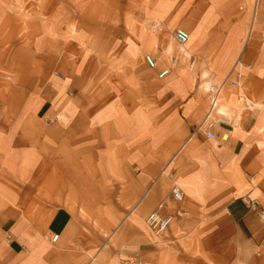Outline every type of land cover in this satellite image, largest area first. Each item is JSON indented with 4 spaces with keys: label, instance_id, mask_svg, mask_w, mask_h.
I'll return each instance as SVG.
<instances>
[{
    "label": "crops",
    "instance_id": "obj_1",
    "mask_svg": "<svg viewBox=\"0 0 264 264\" xmlns=\"http://www.w3.org/2000/svg\"><path fill=\"white\" fill-rule=\"evenodd\" d=\"M253 1L213 0L211 10L202 14L200 24L203 23L205 32L207 26L219 20H223V27L229 32L222 47L209 48L214 51L213 61L218 60L219 64L218 58L230 41L229 62L222 67L224 71L228 69L226 73L243 50ZM163 4L167 9L154 8L150 17L163 22L165 34L155 35L145 29L139 45L137 33L134 39L129 37L128 53L124 50L120 62L106 64L109 70L120 72L102 87L105 90L100 94L106 97L86 93V88L95 86L90 73L99 68V63H90L91 55L85 54L83 64L72 71L63 64L59 67L50 63L44 68L37 64V58L28 68L16 63V55H8L5 49L7 42L0 41V77L5 84L0 87V264H124L128 258H139L143 264H264V222L245 203L248 198L258 199L264 208V152L259 149H264V47L259 40L263 34L260 24L264 23V0L259 1V24L255 25V37L243 57L253 67L240 73L239 83L244 77L245 92L240 91L236 98L238 108L221 89L215 109L209 112L210 102L208 105L207 98L198 95L197 73L193 86L187 83L180 88L182 92L165 93L173 95L172 103L184 121L183 125L176 122L172 129L183 126L191 134L186 145L197 136L193 145L197 148L201 142L199 133L203 140L207 139L200 127L212 116L230 120L229 124L215 126L216 134L225 141L221 146L208 144L202 152L194 151L182 160L174 157L168 164L156 159L154 150L160 144L156 136L151 144L144 142L141 118L149 119L153 133L157 110L137 107L139 98L128 92L131 83L142 85L143 94H147L150 104H155L156 79L146 70L150 68L144 55L151 53L159 58L171 39L175 49L180 47L173 36L180 22L166 14L174 5L170 0L158 5ZM91 35L99 37L100 33ZM134 48L140 50L136 56L132 55ZM182 51L189 53L186 46ZM128 56L132 62L125 60ZM171 59L175 61L159 64V68L171 69L164 79L156 74L163 84L176 71L175 63L181 61L175 51ZM134 65L138 66L135 78L127 72ZM57 70L67 75L65 79L54 76ZM206 74L204 71L200 88L212 93L215 89L211 90L208 84L216 83L208 80ZM40 92L47 95L37 106L32 105L29 99ZM222 96L227 103L224 113L219 110ZM95 101L105 105L93 112ZM102 144L101 154L96 148ZM81 152L87 153L82 159ZM128 160L140 161L134 178L124 169ZM110 181L125 185L124 197L139 198L134 209L135 221L138 214L144 220V215L163 200L166 205L162 213L174 215L183 210L185 215L177 218L159 240L146 223L149 232L143 231L141 224L128 226L126 237L136 230L140 232L136 233V242L119 245L117 257L111 239L102 241L96 231L92 237L86 233L90 227L73 204L90 200L81 192V186L94 193L98 184ZM175 185L185 191L181 203L172 199ZM59 187H67L70 195L61 199V205L54 206L52 202L60 201ZM130 213L129 217L133 211ZM55 235L59 238L52 241Z\"/></svg>",
    "mask_w": 264,
    "mask_h": 264
},
{
    "label": "rangeland",
    "instance_id": "obj_2",
    "mask_svg": "<svg viewBox=\"0 0 264 264\" xmlns=\"http://www.w3.org/2000/svg\"><path fill=\"white\" fill-rule=\"evenodd\" d=\"M165 1L166 0H0V41L7 42L5 49L7 53H9L8 55H16V63L19 62L21 65H26L28 68L33 66L34 59L37 58V64H43L44 68L52 64L54 66L57 64L61 67L63 64L64 67H69L72 71L80 64H83L82 61L85 54L91 55L92 60L90 63H99V68L97 71L90 73L91 79L95 81L93 86H95L91 89L86 88V93L90 92L89 94H91L92 97H99L101 95L100 92L105 90L102 87L107 84L106 81H109V78L120 73L109 70L106 64L114 61L120 62L122 52L125 50V52L128 53V46L126 45H128L127 41L130 36L134 39L136 36L135 33H137L138 39H136L138 40L137 45H139L141 42L140 34L143 38L145 29L148 33L152 32L155 35L158 33L159 35L165 34L163 22L159 19H155L154 16L153 18L150 17L154 14V8L162 7L163 9H167V6H164V4L163 6L158 5ZM170 1L174 6L171 8L172 11L170 9L166 14L172 15L174 19L180 22L179 26L174 29V38H176L175 33L178 28L187 29L190 32V38L185 45L177 42V46L180 47L176 49L174 44H172L173 39H171L167 45L163 46L161 55L157 58V61L159 64H162V61L169 63L172 61L173 63L175 60L171 59V55L174 51L177 52L178 58H180L181 61L175 63L176 71L168 79V82L164 84V81L156 77L157 69L153 71L146 68V70H149L152 77L156 79L157 99L155 104H150L146 96L147 94H143L142 85L138 87L134 82L128 85L130 96L139 98V101L136 102L138 105L135 103L137 107H141V109L146 111H149L150 108L157 110L155 117H153L154 132H150L151 126L147 118H141V127H143L145 133V143L151 144L154 137H157L160 144L158 150H154V153L157 152L155 155L156 159H161V161H165L167 164L168 162L174 161V157L178 158V160H182L183 156L189 158L194 151L202 152L203 147L208 144L221 146L225 141L222 140V136H218L217 140L214 141L208 139L203 140L202 134L199 133L198 142H201L197 145V148L193 147L195 144L194 140L197 139V136L191 140L192 142H190V145H186L185 143L189 141L191 134L187 133L183 129V126L179 127L177 130L172 129L176 122L180 121L183 125L184 121L180 116L179 109L172 103L173 95L167 96L165 93H169L172 90L182 92L180 88H183L182 86L187 83L193 86L196 79L194 74L197 73L199 76L198 84H200L198 87V95L202 96L205 100L207 98L209 105L211 93H205L200 88L204 79V71L207 72L206 75L208 76V80H214L218 86L229 78L230 80H235V78H237V73L239 71L242 72L244 69V67L236 68L235 63L228 73L225 72L228 70L226 69L227 67H225V71L222 70V67L229 62V52L230 50L232 51V48L228 46L230 41L227 42L218 58L219 64H216L218 60L215 59L216 61H213L214 59L212 57L214 51H211L209 48L214 45L217 46V48L222 47L226 42L227 35H229V32L223 27V20H219L222 18L221 16L218 19L219 21L215 22V24L207 26L206 32L203 23L200 24L202 21V14L205 13L206 10H211L213 0ZM96 31L100 33L99 37H93L91 35V33ZM84 33L86 36L81 37L80 35ZM184 46L188 47V55L182 51ZM139 51L138 48H134L132 50V55L136 56ZM194 54L195 57L192 59ZM151 55L155 56L154 54ZM244 55L242 56L241 52L239 56L243 58ZM239 56L237 57V61L239 60ZM191 59L193 61H191ZM125 60L133 61L130 56L126 57ZM184 63H187L185 67L183 66ZM131 68L132 69L127 72H130L131 77L135 78V74L138 72V66L134 65L131 66ZM65 75L57 70L54 76L59 79H65L67 76ZM201 76L202 80H200ZM43 77H45V75ZM34 79L35 78H33L32 81H34ZM2 81L0 77V87L5 86ZM243 83L244 77L241 78L237 89L231 88L226 82L224 86L221 87V89H223L222 92L226 93L232 100L233 105L237 108L239 105H236V98L240 91H244ZM46 95L45 92L42 93V95L41 92L35 93L33 99H29V102L31 101L32 105L35 104V106H37V104L42 102L43 96ZM101 96L106 97L105 94ZM104 105L105 104L101 102H93V112H96V109ZM213 117L214 116L207 119V122ZM262 128H264V126ZM176 139H178V142H174ZM256 144H258V142ZM96 149L102 154L104 145L102 144ZM259 149L264 152V149ZM207 150L210 151L208 148ZM86 155V152H81V159ZM190 165L188 166L190 167ZM137 167H140L139 160L133 162L128 160L124 169H126L128 176L134 178L136 177L135 175L138 174L136 170ZM97 174L98 173H96V175ZM85 187L86 186H81V192L90 200L78 201L73 204L82 213L85 225L90 227V229H86V233L92 237V232L96 231L100 232L99 235L102 241L107 242L111 239L114 244L113 250L117 253V257H119V245L127 244L128 242H136V237L138 236L136 233L140 232L136 230L133 235L126 237L125 231L128 226H132V224L138 226V224H141L143 231L149 232L144 222L149 212L144 215V220L141 218L140 214L135 217L139 218L138 221L133 219L137 213L134 212V209L138 204L139 198L124 197L122 190L125 188V185H118L111 181L105 184H98V190L94 193L90 192L88 187H86V189ZM66 188L67 187L63 190V187H59L60 190L62 189L61 196L58 197L60 201L52 202V205H61V199L66 200L70 195ZM82 193L80 194L83 195ZM97 195L99 198H94V196L96 197ZM92 197L94 199L91 200ZM132 211L133 215L129 217ZM153 237L156 240L160 239L155 236ZM123 256L121 257L125 258Z\"/></svg>",
    "mask_w": 264,
    "mask_h": 264
},
{
    "label": "built area",
    "instance_id": "obj_3",
    "mask_svg": "<svg viewBox=\"0 0 264 264\" xmlns=\"http://www.w3.org/2000/svg\"><path fill=\"white\" fill-rule=\"evenodd\" d=\"M259 1L260 0H254L251 5V20H250V28L248 29L243 42L244 47L242 50V56L246 53V51L250 48L252 45V40L254 39V33L256 31V24H259L257 21V16L260 12L259 9ZM240 9H243V7H240ZM260 26L262 27L261 37L259 38L260 42L262 43L264 47V23H261ZM176 40L179 44L185 45L187 41L190 38V32L187 29L184 28H178L175 33ZM239 60L236 62L235 67H244L246 69H251L253 66L250 64H246L244 59L239 56ZM144 60L146 61L147 65L151 70L157 69V77L160 79L166 78L171 73L170 68H159V63L157 61V58L154 57L151 54H146L144 57ZM240 71L237 73L236 80H230V76L228 77L226 81L222 82L218 86H214L215 90L212 91L210 95V110H214L216 106V100L220 94L221 87L224 86L225 82L230 86L231 88L237 89L239 87V78H240ZM217 123H225L229 124L230 120L228 118L222 117V118H215L213 117L209 122H205L201 127L200 130L203 131L205 138L208 140H217L218 135L215 132V126ZM185 198V191L182 190V188L179 185H175L172 189V199L178 203H181ZM246 205H248L249 209L253 210L258 214L261 221L264 222V208L261 207L260 202L258 199H250L248 198L245 200ZM166 201H161L155 210L150 212L146 218L145 223L148 225L151 232L157 236L160 237L163 233H165L173 224L174 221H176L177 218L183 217L185 215V212L183 210H178L176 214L172 215H165L162 213L163 209L165 208ZM59 238V235H55L52 237V241H57ZM91 264V263H90ZM124 264H143V262L139 258H128V260L124 261Z\"/></svg>",
    "mask_w": 264,
    "mask_h": 264
},
{
    "label": "bare ground",
    "instance_id": "obj_4",
    "mask_svg": "<svg viewBox=\"0 0 264 264\" xmlns=\"http://www.w3.org/2000/svg\"><path fill=\"white\" fill-rule=\"evenodd\" d=\"M208 86H209V88L211 89V90H213V89H215L214 88V86H216L213 82L212 83H210V84H208ZM226 102H225V98L222 96L221 97V101H220V106H219V110H220V112L221 113H224L225 112V110H226ZM223 139L225 140V137H223ZM158 238H160V237H158Z\"/></svg>",
    "mask_w": 264,
    "mask_h": 264
},
{
    "label": "clouds",
    "instance_id": "obj_5",
    "mask_svg": "<svg viewBox=\"0 0 264 264\" xmlns=\"http://www.w3.org/2000/svg\"><path fill=\"white\" fill-rule=\"evenodd\" d=\"M253 254H255V253H253Z\"/></svg>",
    "mask_w": 264,
    "mask_h": 264
}]
</instances>
